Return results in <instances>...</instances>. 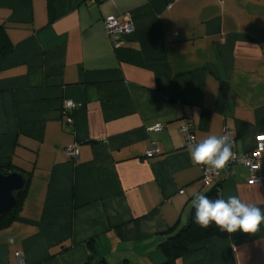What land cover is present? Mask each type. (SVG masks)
<instances>
[{
  "label": "crops",
  "instance_id": "crops-1",
  "mask_svg": "<svg viewBox=\"0 0 264 264\" xmlns=\"http://www.w3.org/2000/svg\"><path fill=\"white\" fill-rule=\"evenodd\" d=\"M109 15L132 24L118 48ZM185 121L197 142L228 126L238 155L264 134V0H0V173L27 180L0 264H163L213 186L264 211V165L259 183L235 164L202 186ZM173 264H264V224Z\"/></svg>",
  "mask_w": 264,
  "mask_h": 264
},
{
  "label": "clouds",
  "instance_id": "clouds-1",
  "mask_svg": "<svg viewBox=\"0 0 264 264\" xmlns=\"http://www.w3.org/2000/svg\"><path fill=\"white\" fill-rule=\"evenodd\" d=\"M190 160L212 170H220L233 156L232 140L226 134L209 135L189 144ZM193 220L202 229H218L223 233H255L264 224V211L255 204L242 202L239 196L210 198L197 193L192 198ZM11 242V241H10Z\"/></svg>",
  "mask_w": 264,
  "mask_h": 264
},
{
  "label": "built area",
  "instance_id": "built-area-1",
  "mask_svg": "<svg viewBox=\"0 0 264 264\" xmlns=\"http://www.w3.org/2000/svg\"><path fill=\"white\" fill-rule=\"evenodd\" d=\"M105 30L112 42L114 48H118L123 41L124 36L131 33L132 24L129 21H120L115 18L113 15L106 16L103 20ZM75 107L74 102L67 100L64 102L62 107V118L66 123L72 124L73 118L71 116V112ZM163 128L161 123H156L153 126L149 127V130L159 131ZM180 133L183 134L186 147L189 144L197 142L192 130V124L189 121H185L180 126ZM221 134L228 135V126H225L222 130ZM65 154L67 157L71 159H77L79 154V145L78 143H72L65 148ZM157 147L153 145L146 154L148 156L156 153ZM233 156L226 163L224 169L226 172L230 170V168L235 164H240L248 170V182L250 183H259L262 180V175L260 174V170L264 165V134H258L256 136V142L253 149L250 152L238 155L233 152ZM197 165V164H196ZM200 168L201 176H200V184L202 186H210L215 178H218L221 174L220 170H212L207 168L206 166L197 165ZM183 190H180L182 193ZM21 257L19 253L17 254L18 264H21Z\"/></svg>",
  "mask_w": 264,
  "mask_h": 264
},
{
  "label": "trees",
  "instance_id": "trees-1",
  "mask_svg": "<svg viewBox=\"0 0 264 264\" xmlns=\"http://www.w3.org/2000/svg\"><path fill=\"white\" fill-rule=\"evenodd\" d=\"M7 174V173H5ZM27 180L24 178V186L14 192L15 195V205L7 213L0 215V228L6 226L17 214L21 200L23 198V193ZM210 198H218V187L213 186L209 192L206 193ZM228 233L220 232L218 229H202L193 220V210L188 220L187 224L180 228L174 235H170L164 241L159 244L160 250L166 257V260L163 264H173V261L186 254L189 251V248L208 238L217 237V238H226Z\"/></svg>",
  "mask_w": 264,
  "mask_h": 264
},
{
  "label": "water",
  "instance_id": "water-1",
  "mask_svg": "<svg viewBox=\"0 0 264 264\" xmlns=\"http://www.w3.org/2000/svg\"><path fill=\"white\" fill-rule=\"evenodd\" d=\"M24 186V178L17 172L0 173V215L9 212L15 205L14 192Z\"/></svg>",
  "mask_w": 264,
  "mask_h": 264
}]
</instances>
